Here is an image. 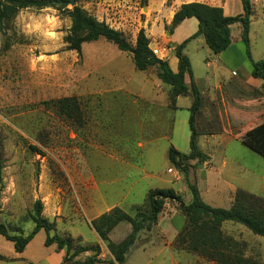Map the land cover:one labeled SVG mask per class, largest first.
I'll return each mask as SVG.
<instances>
[{"label": "rangeland", "instance_id": "rangeland-1", "mask_svg": "<svg viewBox=\"0 0 264 264\" xmlns=\"http://www.w3.org/2000/svg\"><path fill=\"white\" fill-rule=\"evenodd\" d=\"M255 1L250 50L253 61H264V0ZM179 2L78 0L77 5L123 32L131 42L144 29L151 48L164 51L172 36L169 28L173 6ZM228 2L233 16L242 13L241 0ZM239 26L234 28V35ZM70 27L71 19L63 10L27 8L0 32V223L21 224L23 216L41 200L44 216L56 221L60 232L82 235L84 243L94 244L98 237L85 212L91 214L101 194L105 207L117 205L129 213L144 205L149 189L154 188H173L186 203L191 201L184 177L169 163L168 150L174 146L181 153H190L192 99L180 97L178 109L168 113L172 121L170 140L161 138L141 148L145 133L141 134L138 121L147 124L149 114L139 111L138 115L136 96L159 102L166 99L158 87L155 70H136L130 53L104 39L84 44L81 53L68 50L64 38ZM192 29L193 23L187 24L184 33ZM235 46H240V51L228 66L216 61L217 55L202 36L191 40L185 49L197 87L205 100L213 102L203 109L198 127L208 136L216 133L214 139L200 137L201 150L213 160L203 166H195L193 161L190 176L198 184L203 200L222 208H230L240 190L264 198V157L238 139L254 127L264 106L245 109L246 100L256 97L253 87L249 91L251 85L245 83L253 67L245 45ZM171 67L177 70L175 55ZM64 97H76L81 102L83 126L45 105ZM224 97L237 108L235 113L227 114L222 108ZM231 97L243 99L237 102L241 107L233 104ZM144 169L160 177H144ZM96 208L103 211V203H97ZM172 222L178 235L187 223L180 205L167 201L159 216L160 236L170 235ZM126 224L116 231L114 241L125 238ZM24 226L26 234L34 228L33 223ZM223 231L245 243L247 254L264 264L263 237L234 222L224 223ZM46 238V232L40 231L18 255L13 243L0 236V255L8 257L0 258V264H46V257L54 264L60 252L56 246L47 247ZM136 252L133 249L130 264ZM80 257L85 259L84 255Z\"/></svg>", "mask_w": 264, "mask_h": 264}, {"label": "trees", "instance_id": "trees-1", "mask_svg": "<svg viewBox=\"0 0 264 264\" xmlns=\"http://www.w3.org/2000/svg\"><path fill=\"white\" fill-rule=\"evenodd\" d=\"M68 1L70 0H0V32L4 30L6 23L13 20L23 9L54 7L63 10L71 19V27L64 38L68 50L81 53L84 44L104 39L116 45L120 51L130 53L136 70L144 73L155 70L156 79L161 83L162 91L167 94L168 107L172 111L178 109L180 97L190 96V153H181L171 146L168 150V160L184 177L192 199L186 203L183 195L173 188L151 189L146 195V205L136 206L130 213L117 206L92 220L93 229L113 259L101 258L102 247L99 243H84L82 236L74 237L67 232H59L57 222H52L44 216L41 200H37L33 210L23 216L21 224L0 223V236L13 243L16 253L22 254L34 237L44 230L47 234V247L56 245L58 250H65L62 264H125L127 255L140 234L143 231H151L158 225L166 202L172 201L180 205L187 222L174 242L177 250L196 254L217 264H262L256 257L247 254L245 243L225 234L223 225L226 222L239 223L254 235L264 238V198L240 190L230 208L214 207L203 200L198 184L192 181L190 176L193 161L196 162L195 166H203L211 157L201 150L199 139L207 133L202 132L197 124L203 109L208 105V98L205 100L197 87L191 59L185 53L189 42L202 36L215 55L221 54L232 44L231 26L240 24L241 39L252 61L251 75L264 81V61H253L250 50L252 17L257 13L255 0H241L244 12L234 16L226 15L221 6L201 2L183 3L172 18L169 28L171 35L187 19L196 18L199 26L196 33L174 46L178 59L177 72L172 70L168 60L157 56L144 29H140L135 41L131 42L123 32L90 15L81 6L70 9L68 5L57 4ZM187 77L190 79L189 85L186 82ZM255 94V99L247 102L246 107L264 106V84L255 89ZM45 105L54 108L59 116L77 126L84 125L83 109L78 98L64 97L47 101ZM253 126L238 139L264 157V111L257 116ZM2 171L3 163L0 160V181ZM123 222L132 225V232L123 241L115 243L110 234ZM28 223H33L34 228L26 234L24 225ZM87 253L89 256L85 259L80 257ZM0 258L8 260V257L2 255Z\"/></svg>", "mask_w": 264, "mask_h": 264}, {"label": "crops", "instance_id": "crops-1", "mask_svg": "<svg viewBox=\"0 0 264 264\" xmlns=\"http://www.w3.org/2000/svg\"><path fill=\"white\" fill-rule=\"evenodd\" d=\"M261 1H263V0H261ZM189 2H201V3L213 5V6H221V7H223L226 15L233 16L232 12H230V9H229L230 7H228L229 6L228 0H180V2L177 5L173 6L174 11L172 13L171 18H173L174 13L178 10V8L183 3H189ZM243 12L244 11H242V13ZM242 13H239V14H242ZM193 21H195V22H193ZM192 23L194 25V29H192L191 32H194L196 30L194 32V33H196L198 30V26H199L198 20L196 18H191V19L185 20L179 27H177L175 29L174 34L169 38V42L167 44V49L165 48V49H163L164 51H161L159 48H158V50H157V48L156 49L152 48L155 52L158 51L156 53L157 56L162 58V59L168 60L170 65H171V62L173 61V56L175 55L174 46L176 44H180L181 42H183L187 38V36H189L191 34V32L184 33L185 32L184 27L187 24L191 25ZM236 26L238 27L239 24H235V25L231 26V33H232V44H231V46L226 51L222 52L221 54H218L216 57V61L218 63H223V65H225V66H228L230 63H232L236 52L240 51V48H239L240 46L236 47L235 45L237 43H243L242 39H241V29L235 35L233 33V30ZM196 27H197V29H195ZM239 28H240V26H239ZM182 33H184V35ZM208 65L209 66L211 65L210 61H208ZM216 67H218V66H216ZM177 70H178V59H177ZM177 70L176 71L173 70V71L177 72ZM233 73L236 74L235 71ZM186 82L188 83V85L190 84L189 77L186 78ZM245 83H248L249 85H251V88L249 89V91H250L252 89V87H253V90L260 88L264 84V81L261 79H256L252 75H250L245 80ZM158 87L159 88L161 87V83L159 81H158ZM161 91H162V89H161ZM163 93L166 95V99L163 102H161V101L159 102L158 100H148L146 98H143L142 96H136L138 98V102H139L138 103L139 109L137 112L138 115L139 114L141 115V113H139V111H141V112L145 111L147 114H149L148 115L149 121L147 122V124L145 121H138L140 124V127H141V130H140L141 134L145 133V134H143V141L141 140V142L139 143V146L141 148L142 147L146 148L147 145H152L154 142H156L157 140H159L161 138L165 139V140H170V138H171L170 135L172 132V121H171V118H170L168 113L171 112L172 110L168 107L167 94L165 92H163ZM179 99H178V103H179ZM253 99H255V98H253ZM253 99L246 100V101L250 102ZM240 100H243V99L234 98V97L230 98V101L239 107H241V106L237 102ZM142 102L144 103V105ZM221 102H224V105L222 106V108L226 109L227 114H229L230 111L234 112L237 109V108H234L233 105H231V103L229 104L225 97H224V100ZM212 103L213 102L211 100H208L207 106H209V104H212ZM140 106H142V107H140ZM246 108H248V107H245V109ZM217 116L219 118V117H221V114L218 113ZM164 122H165L166 126H162V123H164ZM219 123H220V120H219ZM203 137H206V138L210 137L209 139H211V138L214 139L216 137V133L212 134L211 136L204 135ZM209 156L212 157L211 155H209ZM212 158H211V162L213 160ZM168 172H169V169H168ZM143 176L148 177V178H153V179L160 177L158 173L156 174L154 172L152 174H149L145 169L143 170ZM163 188H169V187H163ZM154 189H156V188H154ZM149 190H151V189H149ZM101 195H103V194H101ZM101 195H100V199H98V201L96 202L95 207L91 208L89 211L92 215L88 214L87 210L85 212V216L87 217V220L90 223V225H91L92 220H94L95 218L99 217L100 215H102L106 212H109L114 207H117V205H109V206L106 205V207H105L104 201H103V198H101ZM97 203H99V204L103 203V208H104L103 211H99L98 208H96ZM124 223L125 222L119 224L111 232L110 238L113 242L119 243V242L123 241L132 232V225L130 223H128V224H126L127 226H125L126 227V231L124 234L125 238L123 237V239H121L119 241H114L115 236H116L115 235L116 231H118V229L122 225H124ZM169 226L171 227V232H170V235L168 237L160 236V234H161L160 224H158L151 231L142 232L139 236V239L135 243V245L129 251V254L127 256V260H126L125 264H130L129 258L132 255L133 249H136L137 252L134 255V259H133L134 261L132 262V264H215L213 262L205 261L201 256H198L196 254H193V253H190L187 251H178L176 248H174L173 244H174V242L177 238V235H178L177 227L175 226V224L173 222L169 223ZM57 228L59 231V224H58ZM93 231L95 232L94 229H93ZM154 234H156V237L154 236ZM96 235H97V233H96ZM78 236H82V235H78ZM97 237H98V239H97L96 243H99L102 247L101 258L113 259V256L108 251L106 245L101 241V239L99 238L98 235H97ZM52 246H56V245H52ZM105 248L107 250H105ZM56 251H58V253L60 252V254H58L59 256H57L56 259H54V264H62L63 263V257L61 258V255L62 254L66 255V252H65V250H57V248H56ZM18 255H21V254L18 253ZM84 256L85 257L89 256V253L85 254ZM44 261L46 264H51V258H49V257H46ZM114 264H117V263H114Z\"/></svg>", "mask_w": 264, "mask_h": 264}, {"label": "water", "instance_id": "water-1", "mask_svg": "<svg viewBox=\"0 0 264 264\" xmlns=\"http://www.w3.org/2000/svg\"><path fill=\"white\" fill-rule=\"evenodd\" d=\"M57 4H59V5H70L72 7H75V6H77V1L76 0H70L68 2H59Z\"/></svg>", "mask_w": 264, "mask_h": 264}, {"label": "clouds", "instance_id": "clouds-1", "mask_svg": "<svg viewBox=\"0 0 264 264\" xmlns=\"http://www.w3.org/2000/svg\"><path fill=\"white\" fill-rule=\"evenodd\" d=\"M50 35H54L53 33H50Z\"/></svg>", "mask_w": 264, "mask_h": 264}, {"label": "built area", "instance_id": "built-area-1", "mask_svg": "<svg viewBox=\"0 0 264 264\" xmlns=\"http://www.w3.org/2000/svg\"><path fill=\"white\" fill-rule=\"evenodd\" d=\"M170 171H172V170H170Z\"/></svg>", "mask_w": 264, "mask_h": 264}]
</instances>
